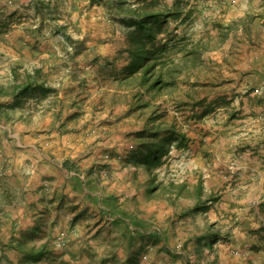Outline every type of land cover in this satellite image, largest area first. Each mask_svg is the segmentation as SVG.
<instances>
[{"label":"rangeland","instance_id":"rangeland-1","mask_svg":"<svg viewBox=\"0 0 264 264\" xmlns=\"http://www.w3.org/2000/svg\"><path fill=\"white\" fill-rule=\"evenodd\" d=\"M105 1L0 0V143L12 142L11 126L59 133L63 149L46 155L64 167L57 188L73 194L36 185L35 207L47 219L21 246L20 236L12 237L15 246H0V264H19L24 250L45 244L39 264H264V180L257 177L264 176V0H157L182 10L160 36H173L172 60L181 61L186 44L210 49L170 93L156 95L115 78L128 29ZM219 24L234 25L222 43ZM30 82L48 96L18 100L15 92ZM159 122L189 141L171 145L150 171L129 158L151 142L139 133ZM200 180L213 202L187 213ZM171 182L189 185L187 194L166 190ZM11 202L2 196L1 213ZM60 233L65 247L57 245ZM206 236H217L208 251ZM224 254L231 257L217 262Z\"/></svg>","mask_w":264,"mask_h":264},{"label":"trees","instance_id":"trees-1","mask_svg":"<svg viewBox=\"0 0 264 264\" xmlns=\"http://www.w3.org/2000/svg\"><path fill=\"white\" fill-rule=\"evenodd\" d=\"M106 2L105 0H91L92 4L99 5ZM159 4L157 0H145L133 7L126 0L109 1V6L117 13V18L115 17L114 19L123 23L128 29L125 37L126 48L123 53L125 58L123 61L125 62L115 78L118 79L117 81L120 85L137 86L143 92L147 91L152 95L163 91L170 93L172 87H174L173 85H175L176 77L183 73V69L197 67L201 63L202 54L210 49L209 45L203 42H197L192 45L186 44L181 61L172 60L170 53L174 38L168 34V38L162 40L160 36L166 32V27L172 19L177 21L180 18L182 10L160 8ZM190 16L191 14H188L183 19H189ZM219 27L218 36L221 40L220 43H222L225 37L234 29V25L231 24L225 27L219 24ZM18 91L15 92V95L19 100L29 94L33 98L46 97L50 90L42 84L38 85L30 82L22 88L19 87ZM163 116L164 114L162 113L159 115L155 114L149 119L150 121H160ZM161 124L159 122L157 128L145 130L150 133L145 131L139 133L140 140L148 139L151 142L141 143L139 149L130 156V162L137 165H145L150 171H153L162 165V159L168 154V149L171 145H175L178 148L188 145L189 139L185 132L179 130L173 124L169 128L162 130L163 125ZM189 188L187 184L177 185L171 182L166 190L176 192L177 196H182ZM157 189L159 188H150V192H154ZM204 196V183L200 180L193 188V193L191 194L196 206H193L194 208L187 213H203L210 209L213 199H204ZM204 239L206 245L209 241L211 243L215 241L217 236H213V240L210 237L208 238V236L200 240ZM18 243L21 246L23 242L20 239ZM24 243L26 244L25 241ZM47 248L46 244L27 248L30 251L24 250L22 252L19 264H39L47 254Z\"/></svg>","mask_w":264,"mask_h":264},{"label":"crops","instance_id":"crops-1","mask_svg":"<svg viewBox=\"0 0 264 264\" xmlns=\"http://www.w3.org/2000/svg\"><path fill=\"white\" fill-rule=\"evenodd\" d=\"M11 127L5 130L9 138H12V142L5 140L0 143V176L3 174L11 176L0 181V199L3 195L12 199V206L5 208V212L1 213L4 206L0 207V246L8 243L15 246L16 243L12 241L13 236L26 238L25 235L40 228L44 219H47L35 207L38 205L34 197L36 185L51 183L55 193H59L57 197H64V194L73 195L70 189L57 188L60 178L65 175V170L62 164L53 160L55 156L46 155V152L50 151L59 155L63 149L64 141L59 133L50 135L47 131L39 132L35 128L14 131ZM15 127L19 128L20 125L16 124ZM42 160L46 162L41 163ZM257 177L264 180L261 173ZM46 180L50 182H45ZM40 192L48 195L47 188ZM84 192L87 195L86 188ZM205 248L208 251L207 244ZM230 257L229 255L227 258ZM227 258L224 254L217 257L216 261L220 262ZM228 261L232 260L228 259Z\"/></svg>","mask_w":264,"mask_h":264},{"label":"bare ground","instance_id":"bare-ground-1","mask_svg":"<svg viewBox=\"0 0 264 264\" xmlns=\"http://www.w3.org/2000/svg\"><path fill=\"white\" fill-rule=\"evenodd\" d=\"M66 237L65 233H60V236L57 238V245L59 247H63L66 244Z\"/></svg>","mask_w":264,"mask_h":264}]
</instances>
